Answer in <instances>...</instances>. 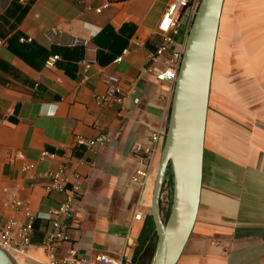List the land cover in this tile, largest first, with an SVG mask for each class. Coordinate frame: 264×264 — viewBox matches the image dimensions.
<instances>
[{"label":"crops","instance_id":"crops-1","mask_svg":"<svg viewBox=\"0 0 264 264\" xmlns=\"http://www.w3.org/2000/svg\"><path fill=\"white\" fill-rule=\"evenodd\" d=\"M12 1L0 0V229L9 219L27 222L5 200L44 214L65 198L47 187L70 188L78 177L81 188L65 223L69 241L46 246L48 223L37 219L30 244L8 254L15 264H46L72 245L81 264H104L99 255L129 264L160 154L141 187L132 175L144 157L132 147L166 131L174 83L155 72L170 50L183 49L188 20L152 61L162 43L156 25L172 0H34L25 12L9 10ZM231 2L216 39L197 215L176 264H264V0ZM9 38L30 46L28 59L9 49ZM109 74L120 77L123 99L102 105ZM99 135L92 149L76 144Z\"/></svg>","mask_w":264,"mask_h":264},{"label":"water","instance_id":"water-1","mask_svg":"<svg viewBox=\"0 0 264 264\" xmlns=\"http://www.w3.org/2000/svg\"><path fill=\"white\" fill-rule=\"evenodd\" d=\"M223 3L199 0L185 38L151 195L156 246L150 264H176L196 219L205 121ZM168 169L171 201L164 219L160 198ZM0 264H15L2 248Z\"/></svg>","mask_w":264,"mask_h":264},{"label":"built area","instance_id":"built-area-1","mask_svg":"<svg viewBox=\"0 0 264 264\" xmlns=\"http://www.w3.org/2000/svg\"><path fill=\"white\" fill-rule=\"evenodd\" d=\"M199 0H172L165 11L161 15L157 25L156 30L162 36V43L156 49L155 53L151 54L150 58L152 61H159L164 58V54L169 50V44L173 42V35L179 32L180 23L182 18L188 20V29L196 10ZM188 31V30H187ZM186 31V35H187ZM57 31L51 29L49 35H56ZM22 40V39H21ZM79 40L73 39V42H78ZM0 44H4L0 40ZM182 49H172L169 51V56L164 58V66L162 69L155 72L156 79L159 81H171L174 83L180 60H181ZM55 58V57H54ZM121 56L115 58V61H120ZM89 68V63L84 64V69ZM106 89L103 95L99 97V101L102 105L110 103L112 101L120 102L123 98L121 96V79L116 74H109L105 76ZM134 103L138 102V98L134 97ZM164 134L158 131H153L150 135V144L148 146H141L139 144L134 145L132 148L143 154V166L137 168L132 175V180L144 187L149 177L150 167L153 155L157 150H161ZM104 141V136L99 135L94 139H87L81 136L76 137L77 146L84 147L86 149H92L96 145L102 144ZM53 156L52 153L47 151H42L40 157ZM61 169L54 174V179L56 181L61 180ZM55 188L56 190L65 192V198L60 202L55 208L51 209L49 212L41 214H33L29 211L28 207L17 198H9L4 201L5 206L12 208H22L25 216L27 217V222L24 225H20L17 221L9 219L5 222L2 229H0V248L5 250L7 253L10 251H23L29 244L31 240V235L33 231V222L36 219H42L47 221L49 229L45 231V236L43 243L50 247L54 244H59L62 242H67L70 237L66 231L65 223L66 220L71 218L73 213L72 203L81 188V181L76 177V182L67 188L61 183H55L47 187V189ZM134 220H141L142 214L140 212L134 213ZM97 259L104 264H122L120 259H113L106 255H99ZM82 260L78 258V249L75 246L70 245L66 250L63 257L57 259L51 257L46 264H81Z\"/></svg>","mask_w":264,"mask_h":264},{"label":"trees","instance_id":"trees-1","mask_svg":"<svg viewBox=\"0 0 264 264\" xmlns=\"http://www.w3.org/2000/svg\"><path fill=\"white\" fill-rule=\"evenodd\" d=\"M33 1L34 0H27L25 5L21 7L20 5L17 4V0H13L9 5V10L11 8L14 10L18 9L21 12H25L29 7L30 3H32ZM16 20H18V17H16ZM7 41H8L7 46L9 47V49L22 59H28L29 54L32 53L30 46L25 43L17 42L15 45H12V40L10 38ZM166 179L168 186L171 188L172 179L169 169L166 173ZM168 212H169V208L167 210V214L165 218L167 217ZM36 220L33 222V227L35 225ZM155 246H156L155 228L152 222L151 215L147 214L144 218V223L140 230V233L136 239V245L134 247V252L132 254L129 264H150L151 258L155 250Z\"/></svg>","mask_w":264,"mask_h":264},{"label":"rangeland","instance_id":"rangeland-1","mask_svg":"<svg viewBox=\"0 0 264 264\" xmlns=\"http://www.w3.org/2000/svg\"><path fill=\"white\" fill-rule=\"evenodd\" d=\"M232 2L231 0H225V10H230L231 9ZM225 14L223 13V18H222V24H228L229 22H225ZM159 153L160 150H157ZM170 201H171V188L167 184V179H165L164 186L162 188V193H161V198H160V207H161V213L163 218L165 219V216L167 214V210L170 206Z\"/></svg>","mask_w":264,"mask_h":264}]
</instances>
